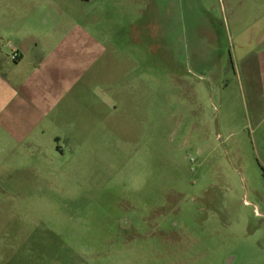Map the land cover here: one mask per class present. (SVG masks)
Masks as SVG:
<instances>
[{"label": "rangeland", "instance_id": "1", "mask_svg": "<svg viewBox=\"0 0 264 264\" xmlns=\"http://www.w3.org/2000/svg\"><path fill=\"white\" fill-rule=\"evenodd\" d=\"M24 26L95 75L63 129L0 127V264H264V0H0V49Z\"/></svg>", "mask_w": 264, "mask_h": 264}, {"label": "crops", "instance_id": "2", "mask_svg": "<svg viewBox=\"0 0 264 264\" xmlns=\"http://www.w3.org/2000/svg\"><path fill=\"white\" fill-rule=\"evenodd\" d=\"M61 30L52 29L42 40L29 44L33 36L31 28L14 29L13 37L22 41L13 40L16 48L11 46L9 52L0 49V127L18 143L38 142L37 138L44 137L52 128L63 129L64 113L79 107L73 102V96L81 90L79 80L85 72L87 87L93 84L95 73L88 70L91 66L83 70L79 67V41L72 38L70 30H62L63 33ZM14 51L19 54L16 61L9 57ZM95 61L96 56L92 66ZM260 79L262 89L252 90V117L264 125V61ZM54 150L58 152L60 148L55 146Z\"/></svg>", "mask_w": 264, "mask_h": 264}, {"label": "built area", "instance_id": "3", "mask_svg": "<svg viewBox=\"0 0 264 264\" xmlns=\"http://www.w3.org/2000/svg\"><path fill=\"white\" fill-rule=\"evenodd\" d=\"M18 57H19V54L16 51H14L11 56L12 60L16 61L18 60Z\"/></svg>", "mask_w": 264, "mask_h": 264}]
</instances>
